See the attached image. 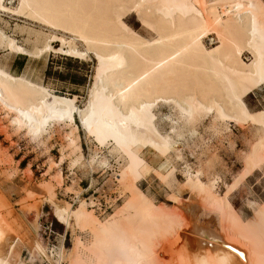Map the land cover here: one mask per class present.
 Returning <instances> with one entry per match:
<instances>
[{
    "label": "bare ground",
    "instance_id": "obj_1",
    "mask_svg": "<svg viewBox=\"0 0 264 264\" xmlns=\"http://www.w3.org/2000/svg\"><path fill=\"white\" fill-rule=\"evenodd\" d=\"M0 12L52 29L50 34L26 29L27 42L35 37L30 50L0 30V43L11 52L32 57L52 50L74 58L91 53L97 61L83 109L76 106V96L55 94L0 69V105L13 115L14 126L37 137L47 126L65 125L70 129L68 146L74 150L76 116L99 146L110 143L125 160L118 182L130 195L109 220L101 223L84 201L75 210L67 204L54 205L66 227L73 218L77 227L88 229L94 264H264V204L244 218L230 202V193L264 162V108L252 113L244 104L249 92L264 84V0H0ZM133 13L155 39L148 41L125 24L124 18ZM53 41L60 42L59 49L52 48ZM245 54L250 55L247 62ZM163 106L177 113L170 133H161L155 124V111ZM200 114L225 125L251 124L257 135L243 156V171L226 186L223 196L214 192V178L202 181V168L193 175L187 171L184 185L219 211L224 241L230 245L199 241V251L188 253L181 246V232L187 230L184 217L172 208L154 205L137 183L150 172L162 182L169 179L175 168L166 171V163H162L165 173L152 168L142 158V150L162 155L176 151L174 137L181 138V129ZM47 185L35 194L52 199L55 188ZM32 192H27L31 199ZM39 200L37 211L42 207ZM1 209L0 264H10L21 239L3 223ZM30 234L29 244L50 261L34 232ZM80 246L77 240L66 251L61 244L57 264H86L78 253Z\"/></svg>",
    "mask_w": 264,
    "mask_h": 264
},
{
    "label": "rangeland",
    "instance_id": "obj_2",
    "mask_svg": "<svg viewBox=\"0 0 264 264\" xmlns=\"http://www.w3.org/2000/svg\"><path fill=\"white\" fill-rule=\"evenodd\" d=\"M124 22L140 37L148 41L155 39L154 33L141 25L136 14L126 16ZM26 29L44 34L52 31L32 19L0 12V30L14 39L19 46L30 50L35 46V37L31 35L27 42ZM65 37H69V34L65 33ZM80 44L82 43L77 42V47L82 49ZM51 46L59 49L61 44L53 41ZM40 47L38 46L39 49ZM249 59L250 55H243L245 62ZM97 68V61L91 53L85 58H74L50 50L29 57L13 53L0 43L1 70L55 94L76 96V106L79 109L87 104ZM244 104L252 113L262 111L264 84L250 91ZM155 113L158 129L161 133H170L177 113L167 106L159 107ZM212 117L209 114H200L192 120L188 128H182L181 138L174 137L176 151L162 155L148 148L141 153L148 165L156 170L165 173V169L167 171L172 166L175 168L167 182H162L156 173L150 172L137 183V187L154 205L166 206L170 211L174 209L184 217L188 231L181 232V246L188 253L199 251V241L208 242L211 246L230 245L224 241L219 211L208 207L200 199L201 194L196 195L197 192L189 191L184 185L187 171H192L193 175L195 170L202 168V181L207 182L208 178H214V192L223 196L226 186L232 184L234 178L243 171V156L249 152V147L255 142L257 135L256 128L251 124L225 125ZM12 118L13 115L8 114L0 105V207L3 208L0 209L2 220H5L3 223L11 228L12 236L21 239L14 253L15 259L12 258L10 264H57L60 245L66 251L72 250L77 240L82 243L78 249L82 260L86 264H94L95 258L88 251L92 242L88 229L77 227L73 218L69 219V226L66 227L64 218L54 205L67 204L75 210L84 201L88 211L101 223L109 220L130 195L129 190L118 182L125 160L112 151L110 143L99 146L82 129L76 116L75 121L79 128L74 138L79 149L75 147L74 150L68 146L67 135L70 129L67 126L50 125L42 134L33 137L24 128L14 126ZM162 163H166L165 169L162 168ZM256 168L230 193L234 211L244 218L252 216L255 209L264 204V162ZM47 184L52 185V189L55 188L52 199H42L39 196ZM36 186L42 188L36 190ZM29 190L34 191L32 199L28 195ZM172 197L176 201L171 200ZM38 200L42 207L37 211ZM33 232V238L42 245L50 261L42 259L29 244L30 233Z\"/></svg>",
    "mask_w": 264,
    "mask_h": 264
},
{
    "label": "water",
    "instance_id": "obj_3",
    "mask_svg": "<svg viewBox=\"0 0 264 264\" xmlns=\"http://www.w3.org/2000/svg\"><path fill=\"white\" fill-rule=\"evenodd\" d=\"M240 256H242L240 253H238Z\"/></svg>",
    "mask_w": 264,
    "mask_h": 264
}]
</instances>
